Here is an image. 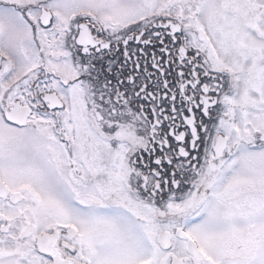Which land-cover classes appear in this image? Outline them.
Wrapping results in <instances>:
<instances>
[{
	"label": "snow or ice",
	"instance_id": "snow-or-ice-1",
	"mask_svg": "<svg viewBox=\"0 0 264 264\" xmlns=\"http://www.w3.org/2000/svg\"><path fill=\"white\" fill-rule=\"evenodd\" d=\"M0 264H264V0H0Z\"/></svg>",
	"mask_w": 264,
	"mask_h": 264
}]
</instances>
